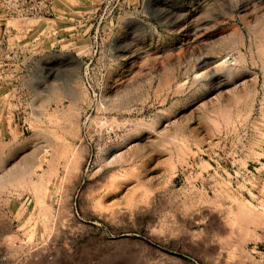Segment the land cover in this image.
I'll list each match as a JSON object with an SVG mask.
<instances>
[{"label": "rangeland", "instance_id": "1", "mask_svg": "<svg viewBox=\"0 0 264 264\" xmlns=\"http://www.w3.org/2000/svg\"><path fill=\"white\" fill-rule=\"evenodd\" d=\"M22 173L0 264H264V0H0Z\"/></svg>", "mask_w": 264, "mask_h": 264}, {"label": "bare ground", "instance_id": "2", "mask_svg": "<svg viewBox=\"0 0 264 264\" xmlns=\"http://www.w3.org/2000/svg\"><path fill=\"white\" fill-rule=\"evenodd\" d=\"M237 58V57H236ZM244 58V57H243ZM238 60V59H237ZM177 90V89H176ZM246 94H247V91H246ZM241 100V99H240ZM238 104V103H237ZM230 109V108H229ZM219 110V109H218ZM226 112V111H225ZM225 112L223 113L222 112V115L223 114H225ZM229 113V112H228ZM228 113L226 114V115H228ZM226 115H223L224 116V118H227V117H225ZM214 119V118H213ZM211 121V120H210ZM213 121V120H212ZM152 130V129H151ZM67 132V131H66ZM69 133V132H68ZM48 139V138H47ZM181 139V138H180ZM68 146V145H67ZM75 153V152H74ZM54 155V154H53ZM73 155V154H72ZM71 155V156H72ZM128 159V158H127ZM73 161V160H72ZM113 161V160H112ZM123 161V160H122ZM126 161H128V160H126ZM125 163V162H124ZM38 164H40V163H38ZM41 166V165H40ZM27 168V167H26ZM46 169V168H45ZM27 177H30L31 175H34V174H36L35 172V169H34V165L33 166H31V168L29 169V170H27ZM126 172V171H125ZM48 173H49V171H48V169L47 170H43V173H41L42 175L40 176V178H41V180L42 179H44V177L45 176H47L48 175ZM50 173H52V172H50ZM23 174V173H22ZM40 174V173H39ZM18 175V174H17ZM33 177V176H32ZM37 177V176H36ZM25 178V175L23 174V175H21L20 177H16V176H10V177H1L0 178V188H4V187H6V186H12V185H14L16 182H17V184H18V181L19 180H22V179H24ZM26 179V178H25ZM25 181V180H24ZM24 181H23V183H24ZM38 181V180H37ZM19 183H20V181H19ZM22 184V183H21ZM20 185V184H19ZM40 185V184H39ZM15 186V185H14ZM36 186V185H35ZM42 186V185H41ZM40 186V187H41ZM38 187V186H37ZM47 207V206H46ZM44 209V208H43ZM44 211H46V210H44ZM43 211V212H44ZM45 213V212H44ZM43 213V214H44ZM46 214V213H45ZM109 214H110V216H112L111 214H114L113 213V211H112V213H110L109 212ZM50 215V214H49ZM112 218V217H111ZM61 219V218H60ZM47 220V219H46ZM58 220V219H57ZM59 221V220H58ZM48 225H49V222H48ZM58 226V225H57ZM43 227V226H42ZM54 232V231H53Z\"/></svg>", "mask_w": 264, "mask_h": 264}]
</instances>
